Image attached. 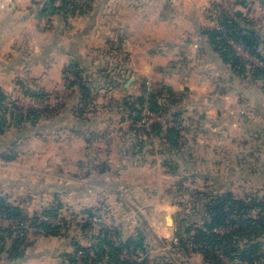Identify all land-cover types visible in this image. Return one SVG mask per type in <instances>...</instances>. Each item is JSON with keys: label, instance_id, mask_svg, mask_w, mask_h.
<instances>
[{"label": "crops", "instance_id": "0c3cea01", "mask_svg": "<svg viewBox=\"0 0 264 264\" xmlns=\"http://www.w3.org/2000/svg\"><path fill=\"white\" fill-rule=\"evenodd\" d=\"M240 3L259 5L260 22L264 23V0ZM210 5L211 0H90L85 14L66 24L56 21L45 29L28 3L0 0V90L6 97L16 96L25 102L52 101L63 87L62 73L69 64L90 65L93 55L112 46L126 58L125 65L136 76L131 85L140 77L172 90L176 101L169 108L188 122L183 137L204 127L206 132L228 138L229 127L219 128L218 124L228 125L236 109H242L236 104L252 94L247 87L234 95V78L238 76L220 60L204 33L215 29ZM248 21L251 23V18ZM260 110L264 113V102ZM101 118L97 117L93 127L92 118L71 113L67 128L56 129L42 117L35 127L8 130L0 137V196L23 211L33 203L39 209L61 204L62 210L65 198L73 209H90L93 217L107 198H121L126 191L118 186L123 174L129 173L125 171L127 163L132 162L131 168L137 162L122 155V144L115 138L105 142L107 137L126 131L124 119L109 122ZM205 120H211L208 126L201 124ZM28 129L35 132L28 133ZM63 132L66 143L60 139ZM60 149L67 151L66 158H59ZM64 188L65 192L60 191ZM133 194L130 196L135 197ZM12 223L0 219V228ZM127 225L120 226L125 231ZM93 227L99 229L104 224L100 220ZM129 236H133V228ZM54 240L58 244L49 255L36 241L29 243L22 258L9 262L2 257L0 264H66L73 248L70 243L60 246L58 239Z\"/></svg>", "mask_w": 264, "mask_h": 264}, {"label": "rangeland", "instance_id": "374dc122", "mask_svg": "<svg viewBox=\"0 0 264 264\" xmlns=\"http://www.w3.org/2000/svg\"><path fill=\"white\" fill-rule=\"evenodd\" d=\"M245 1L249 2V0ZM240 2L241 0H211L210 7L214 13L215 28L220 30L218 20L222 15L230 16L236 12L246 21L251 18V23L247 26L259 35L258 52L264 56V23L260 22L261 7L257 4L243 6ZM249 13H251V17L248 15ZM74 16L76 15L70 16L68 21ZM261 21L264 20L261 19ZM226 40L228 44L230 41L232 42V45H229L244 62L264 69V61L247 54L243 47L231 38H226ZM89 60L92 63L82 67L84 69H82L83 73L79 81L83 80L91 84L88 86L90 98L87 106L78 105L81 98L80 92L76 87H68L69 83L75 80V76L70 72L63 71V87L53 95L52 101L49 99V102L39 100L25 102L10 95L4 105L0 107L1 118L5 108L10 104L22 110L46 108L44 117H47L49 124L53 123L56 129L67 128L71 113L78 115V110L81 111V109L84 111L85 117L92 118L90 123L93 127L96 125L97 117L101 118V115H97L99 111L103 112L104 121H116L118 120L116 118L123 116L125 133L107 137L105 142L110 138L113 142L115 138L117 144H122V155L135 160L137 167L136 170L134 169L135 165L129 168L132 162L127 163L128 169L126 168L125 171H129V173L123 174L122 180L119 181L120 186H118L119 190L126 192L121 198L119 196L116 199L114 197L107 198L100 213H97V216L94 215L91 222L101 220L104 227L108 229L110 240L114 242H118L119 238L130 237L132 228L134 237L141 234L144 237V251L139 252V255L132 259L137 262L143 261L145 264H208L202 258L200 251L195 249L198 247L194 246L192 240L187 241L185 249L180 244V240L186 242L191 237V234L190 237L183 234V226L201 225L203 194L215 195L229 191L239 199L264 195V113L260 110L264 102V94L260 91L263 83L252 79V73L248 66L245 69L248 75L246 81L242 82L241 77L234 78V95L248 87L252 96L244 95L243 99L240 97L242 102L236 106L242 107V109H236L233 118L228 121V125L218 124L219 128L229 127L228 138L224 134L214 135L211 132H206L204 127L198 128V130L194 128L195 131L192 130L193 132L186 137L182 136L183 139L171 152L161 153L164 149L161 144L164 141L160 138V133L162 134L163 131H160L159 136L152 131L151 124L156 122L163 129L166 127L179 129L178 127H180L183 131L187 121L181 117L177 120L174 119L172 114L175 112L170 108L161 115L149 111L144 102L142 105L134 106L137 111L140 109V118L135 124L137 130L130 131L129 112L122 108L121 99L127 97L130 102H135L137 96L149 93L164 95L166 87L158 83L153 84L150 80H142L140 77L136 79L134 85H131V80H134L136 76L125 65L126 58L118 55L112 46L106 47L101 54L93 55ZM117 65L123 66V68L117 69ZM116 85L119 86L115 87ZM124 86H127L125 91ZM144 106H146L147 112L144 111ZM106 112H111V114L106 115ZM115 113L117 116L113 117ZM135 113L132 112L130 116L134 117ZM50 117L54 118L50 120ZM210 121H201V124L208 126ZM104 124L108 125L107 122ZM79 125H82L81 121H79ZM27 132H35V130L28 129ZM60 139L66 143L67 135L63 132ZM139 146H142L140 151H138ZM59 151V158H66L67 151L61 149ZM104 155L103 152L101 156L104 157ZM113 156L116 157L114 154ZM164 162H167V165ZM63 169L66 170V168ZM63 184L65 185V182ZM65 190L64 188L60 191L65 192ZM130 193H134L135 197L130 196ZM62 206L59 219L52 220L53 224L58 226H63V222L60 220L67 222V225L61 228V236H43L31 231L27 236V241L31 245L37 241V246L44 248L45 252L53 251L55 244H58L54 239H58L60 246L77 241L82 246L88 247L92 244L93 237L100 234V227L99 229L93 227L94 229L81 230V225H84L88 219L86 212L90 209L84 210L83 207L73 209L65 198L62 201ZM40 211L37 203L30 204L28 211L24 210L29 216ZM126 223L128 225L124 231L120 225ZM118 226L121 227V230H118ZM135 229L138 230L135 231ZM261 242L264 252V238L261 239ZM72 254H74V249ZM121 256L124 257V254ZM222 260L226 264L238 263L237 260L234 262L225 258ZM67 263L71 264L68 261Z\"/></svg>", "mask_w": 264, "mask_h": 264}, {"label": "trees", "instance_id": "16d2710c", "mask_svg": "<svg viewBox=\"0 0 264 264\" xmlns=\"http://www.w3.org/2000/svg\"><path fill=\"white\" fill-rule=\"evenodd\" d=\"M89 1L78 15L85 14L89 7ZM244 1V0H241ZM61 8L57 13V22L66 24L68 22L67 15L62 12ZM72 14L71 16H73ZM220 30L210 29L204 33L212 43L214 49L218 53L220 60L229 66L232 72L238 77L248 76L246 67H250L251 77L257 82H262V90L264 91V69L253 66L252 63L244 62L237 56L232 47L227 43L226 38H231L234 42L241 45L243 50L253 56L264 61V56L258 52L260 45V37L257 32L247 26V21L235 13L230 16L222 15L219 20ZM82 67L77 63L69 64L64 72H70L75 76V80L69 83L70 87H76L80 92L79 104L87 106L90 98L89 82H79L83 73ZM165 94L149 93L144 96H137L135 102H130L129 98H122V108L129 112V121L131 122L129 130H137L136 121L139 120L140 109L137 111L135 105L146 103L147 109L156 114H165L167 109L173 104L175 95L169 88H164ZM7 97L0 90V107L4 105ZM77 117L81 118L84 111L78 110ZM136 112L134 117L131 113ZM46 114V108L22 110L15 105L10 104L4 110L2 118H0V137L3 136L11 128L25 130L26 126L35 127L38 121ZM75 114V113H74ZM174 119H178L177 113L172 114ZM123 117V116H122ZM121 117V118H122ZM152 131L159 135L164 141L161 146L164 148L161 153L171 152L177 143L183 139L182 130L174 127H166L163 129L160 124L153 122L151 124ZM142 146H139L140 151ZM135 154V153H133ZM167 165V162H164ZM202 210L200 222L197 226L190 224L183 226V234L190 235V239L186 242L180 240V244L185 249L187 241L192 240L194 246H197L202 258L208 264H226L222 258L228 259L230 262L235 260L234 264H264V252L262 250L261 239L264 238V195L249 196L244 199L235 197L231 192H223L218 194H203ZM61 204H52L43 207L39 213L27 215L19 206L9 203L6 198L0 196V219L24 222V228H16L10 225L0 228V258L13 262L23 257L26 247L29 246L27 241L28 233L33 231L43 236L60 237L61 228L67 225V222L60 220L63 226H58L50 222L42 221L41 218H50L57 220L61 216ZM88 219L81 230L91 228L94 224L91 222L93 214L88 210L86 212ZM28 222V225L26 223ZM100 234L93 237L92 244L88 247L82 246L77 241L70 243L74 249V254L68 257V262L75 263V257L81 252L82 257L75 264H145V262H137L135 258L139 252H143L144 237L137 234L135 237L130 236L126 239H118V242L110 240L108 229L100 227ZM125 254L126 256H121Z\"/></svg>", "mask_w": 264, "mask_h": 264}, {"label": "built area", "instance_id": "2783aa9c", "mask_svg": "<svg viewBox=\"0 0 264 264\" xmlns=\"http://www.w3.org/2000/svg\"><path fill=\"white\" fill-rule=\"evenodd\" d=\"M30 7H32L35 12L40 16V18L43 20V28L50 29L57 20V13L61 8L62 12H64L67 15V18H69L72 14L77 15L80 10H83L85 8V5L87 3V0H22ZM229 44L232 45V42L230 41ZM144 111L147 112L146 106H144ZM148 114V113H145ZM1 112H0V118H1ZM177 128V127H176ZM180 130V127H178ZM42 221L54 223L50 218H41ZM13 227L16 228H24V222L22 221H13L11 224ZM124 256H126L124 254ZM82 257L81 252H78L75 257V261H79ZM127 257V256H126ZM133 259V258H131Z\"/></svg>", "mask_w": 264, "mask_h": 264}]
</instances>
